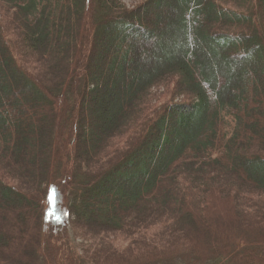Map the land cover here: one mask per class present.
<instances>
[{
  "label": "trees",
  "instance_id": "1",
  "mask_svg": "<svg viewBox=\"0 0 264 264\" xmlns=\"http://www.w3.org/2000/svg\"><path fill=\"white\" fill-rule=\"evenodd\" d=\"M253 242L264 0H0V264H264Z\"/></svg>",
  "mask_w": 264,
  "mask_h": 264
},
{
  "label": "rangeland",
  "instance_id": "2",
  "mask_svg": "<svg viewBox=\"0 0 264 264\" xmlns=\"http://www.w3.org/2000/svg\"><path fill=\"white\" fill-rule=\"evenodd\" d=\"M142 1H144V0H124V3L127 6L132 7V6H135V5L139 4V3H141ZM252 61H254V59H252ZM161 91H162V89L159 91V93ZM175 100H178L179 101V100H181V97L175 96ZM85 144H87V147H88V146H90L93 143H92V140L91 139L89 140L88 138H86ZM251 245L255 247V251L257 253L256 255H259V252H261L260 251V248L264 247V245L260 246L257 242H253Z\"/></svg>",
  "mask_w": 264,
  "mask_h": 264
}]
</instances>
